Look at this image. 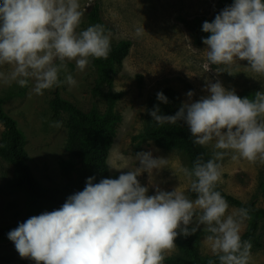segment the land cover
<instances>
[{"label": "clouds", "instance_id": "clouds-1", "mask_svg": "<svg viewBox=\"0 0 264 264\" xmlns=\"http://www.w3.org/2000/svg\"><path fill=\"white\" fill-rule=\"evenodd\" d=\"M85 10L79 0H0V68L11 66L0 71V84L28 87L31 82V91L43 95L65 83L76 85L69 61L83 71L91 59H107L111 33L99 23L80 29ZM202 31L210 33L202 38L207 71L247 61L249 71L264 76V0H233L211 22H203ZM144 32L142 25L134 35ZM215 72L223 71L218 67ZM204 90L208 94L196 101L189 91L173 115L162 114L158 105L146 110L158 126L182 123L194 145L212 149L208 159L201 153L191 168L180 169L189 181L186 191H165L155 183L154 171L167 168L168 158L140 151L135 154L138 166L130 169L129 158L119 153V163L108 165L120 172L118 178L93 183L95 177H88L83 190L58 209L31 216L9 231L19 256L36 264H163L176 249L177 236L202 228L204 243L216 258L207 264H250L252 244L242 239L249 209L229 212L217 185L221 161L229 153L233 161L264 164V91L242 98L219 80L207 81ZM156 99L169 103L163 92ZM0 130H5L3 122ZM142 173L148 175L144 186L138 179ZM149 186L153 195H148Z\"/></svg>", "mask_w": 264, "mask_h": 264}, {"label": "rangeland", "instance_id": "rangeland-1", "mask_svg": "<svg viewBox=\"0 0 264 264\" xmlns=\"http://www.w3.org/2000/svg\"><path fill=\"white\" fill-rule=\"evenodd\" d=\"M216 1L79 0L81 8L86 9L80 29L90 25L88 13L93 3L97 2L102 25L111 33V42L117 43L122 39L131 41L129 52L118 68L113 84V90L121 93L116 104L121 120L116 127L107 164L116 166L119 163L118 154L123 153L129 158L128 167L131 169L135 165L138 166L135 160L137 152L151 150L153 156L168 158L167 168L160 170L158 174L154 171L155 183L165 191L176 187L186 191L189 181L180 169L191 168V165L183 151L165 150L157 147L152 141L149 143L150 140L140 138L145 124L148 95L163 88H171L178 93L182 102L188 100L186 94L189 91L193 92L191 100L196 101L208 94L204 88L209 80H219L226 89H235L236 94L242 98L247 97L249 93L264 91V76L249 71L247 61H238V64L231 67L213 65L210 71L205 68L206 46L193 43L180 19L210 14ZM142 25L145 32L136 37L135 29ZM189 41L191 47L198 51H192ZM10 67L5 65L0 71L7 72ZM218 67L223 72L217 74L215 71ZM68 70L76 80V85L69 86L65 83L60 87L45 90L43 95L31 91V82L28 87H20L15 82L11 85L0 84V95L9 93L3 108L16 120L25 136L32 172L38 181L47 187H61L67 181L59 167V160L67 157V114L53 116L49 106L52 92L58 89L63 98L73 101L83 110H88L93 105L99 110L104 109V101L95 90V76L91 64L80 71L74 61H69ZM60 79H64L63 73ZM103 89L100 87V90ZM53 121H62V127L50 126ZM205 148L210 155L211 147ZM221 163L222 178L218 185L241 201L264 208V164H252L243 159L233 161L231 153L225 156ZM109 172L110 175L120 174L110 168ZM11 175L10 165L0 159V226L19 220L28 213L24 195L4 187ZM138 179L142 186L146 185L147 173H142ZM153 194L154 189L149 186L148 195ZM234 208L236 207L230 205L228 211L231 212ZM247 226L248 219L243 223L242 233ZM205 235L206 233L199 239L200 252L203 255H212L204 243ZM261 242L260 248H251L250 264H264V231ZM168 256L182 257L183 251L176 244V249ZM23 260L36 264L32 259H22L12 241L0 242V264H22Z\"/></svg>", "mask_w": 264, "mask_h": 264}, {"label": "trees", "instance_id": "trees-1", "mask_svg": "<svg viewBox=\"0 0 264 264\" xmlns=\"http://www.w3.org/2000/svg\"><path fill=\"white\" fill-rule=\"evenodd\" d=\"M232 3L233 0H217L210 14H199L191 18L181 17V23L188 30L195 45H204L202 38H207L210 35V33L202 31L203 22H211L220 10ZM88 18L90 25L102 24L97 2L91 6ZM130 47L131 41L128 39H122L117 43L111 42V51L107 59H91L90 64L95 76V90L99 92L104 101L103 110H99L95 105L88 110H83L73 101L63 98L58 89L52 92L49 106L53 116L67 114L65 142L67 157L59 160V167L67 181L61 187L43 186L33 174L29 165L25 136L19 129L16 120L3 108L9 98V93L0 95V122H3L5 129L0 134V159L10 165L12 172L4 187L10 191L21 192L25 197V205L28 210L25 217L0 226V242L9 240V231L29 217L39 215L44 211L58 209L69 195L83 190L88 177H95L93 183H98L103 178H118L119 174L110 175L107 164L109 150L116 135V127L121 120V114L116 109L121 93L113 90V84L117 70L127 56ZM100 87L104 89L100 90ZM157 92H163L169 103L163 104L157 101ZM253 95L254 93H249L247 97L251 98ZM181 103L182 101L174 89L163 88L151 92L146 100L145 124L139 136L143 140L152 141L159 148L183 151L192 166L197 155L203 153L205 159L210 157L207 149L193 144L186 125L178 123L158 126L146 111L152 110L154 105H158L162 114L173 115ZM217 190L221 192L229 205L249 209L248 226L242 233V239L251 241L252 249L260 248L264 231V208L241 201L225 192L219 185H217ZM203 234V230H198L188 237L177 236L175 243L182 249L183 256H167L163 264H207L209 259L215 260L213 255H203L200 252L199 239ZM21 263L34 264L27 260H23Z\"/></svg>", "mask_w": 264, "mask_h": 264}]
</instances>
